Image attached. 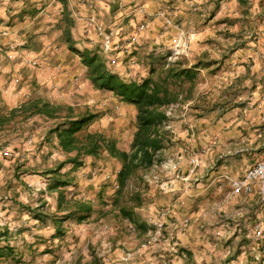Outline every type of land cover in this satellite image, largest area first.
I'll return each instance as SVG.
<instances>
[{
	"label": "crops",
	"instance_id": "obj_1",
	"mask_svg": "<svg viewBox=\"0 0 264 264\" xmlns=\"http://www.w3.org/2000/svg\"><path fill=\"white\" fill-rule=\"evenodd\" d=\"M35 1L43 3L32 4L30 7H37L36 11L34 9L31 12L29 11L30 17L26 18L25 7L35 3ZM85 1L87 2V0H56L57 9L52 10L56 14H51L53 19L47 18L44 13L48 11V9H45L48 5L46 0H4L0 4L1 18L4 17L10 22V30L4 29L6 34L0 37L2 43L6 37L9 39V42L6 41L5 53H0V64H6L7 66L4 70L8 71L13 77L15 76L14 73L18 72V68L24 67L23 64L31 69L33 73L31 76L33 79L32 85H34L36 92H29L28 98L45 99L49 95H55V92L63 91L68 99L73 98L72 96L75 95L81 96L80 98H83L81 100H86L87 102L98 99V95L95 94L89 84L87 70L75 51L85 49L91 53H103V58L109 61L110 56L113 58L117 56L114 50L118 49L114 48L106 53L99 51L97 46L101 48L100 41L98 42L94 38L88 40L89 43H85V36L80 31L83 28L85 29V27H88L89 31L94 30L97 32L102 39V43L103 34L108 32L101 25L88 23L89 18L95 16V14L90 16L83 15L82 9L86 8L85 6L87 5V3L84 5ZM158 1L144 0V5L137 4L135 8L139 6L138 9L142 11L139 15L150 18L155 7L160 5ZM189 2V7L192 11H202L205 8L201 9L205 0L200 2L198 0H189ZM146 4L148 5L147 9ZM227 4L239 6L238 0H228ZM248 4L253 5L254 10L256 9L254 15L257 16H254V18L260 22L262 17H264V0H251ZM98 5L106 14L108 11L113 10V7L109 6V9H107L105 4L96 0V6L98 7ZM225 7L226 5L223 4L220 6V10L223 11ZM38 9L42 10L38 12ZM245 9H248V7L245 6ZM6 11L9 12L8 15ZM248 11L250 10L248 9ZM77 14H81L84 19H79ZM146 22V19L138 22L141 23L138 27L140 32L145 31L146 27L149 26H144ZM244 28L250 29L252 26L248 28L246 25ZM110 29L112 30L113 28ZM19 30L22 31L19 32ZM187 36H190L191 42L189 50L186 51V58L190 55L194 57V61L188 58L192 64L201 55H205L206 52H204L205 49L203 51L195 49L197 42L195 41L194 33L187 34ZM13 41L17 44H23L24 47H18ZM125 41L124 39L123 42L120 41L118 43H121L122 52L125 53L126 49L127 54L129 53L128 45H125ZM137 42L140 44L139 38ZM252 48V50L237 48L231 57L234 59V57L238 58L239 56L241 59L239 60L240 66L233 68L228 75L223 74L222 76V79L228 85H235L244 89L240 91L236 105L232 110H227L222 115L223 117L218 115L220 120L216 123L214 121L211 125H208V120L199 121L197 134L200 132L204 137V142L201 141L199 144L203 145L201 151L206 149L200 156V169L205 173L204 177L194 178L192 185L185 186V188L179 190L180 193L174 190V178H169L167 179L168 181L165 179L159 182L156 181L158 182L156 187L154 186L147 193L148 201L143 202V206L138 209V216L141 222L145 221V217H149V221L151 219L153 222L158 221L159 223L160 221L164 224L163 230L167 234L169 230L173 229L171 224L189 222L186 229L179 230L175 234L174 245H176L177 251L171 249L170 242L161 240L158 243H154L155 245L153 246L156 249L143 252L145 258L139 257L138 254L142 252L140 246L145 247L143 242L147 241V234L136 231L127 220L115 218L111 213L105 215L100 211L98 197L107 182H103V185H100L98 180L88 179L87 182L92 186H90L91 190L85 194L79 193L76 195V190L74 188L70 189L71 192L68 194L70 197L74 196V198H79L80 202L92 205V210L88 214L86 211L78 210L73 206L68 208L66 206L60 207L57 194L42 191L43 186L50 183L48 178L41 175L44 170L51 168L49 165H43V171H26L23 175L20 173L18 177L19 172L17 175L15 172L17 164L20 165V163H16L11 166L12 171H9L6 175L4 174V178H2L3 172H0V264H113L118 259H114L115 254L117 253L121 256L115 249L117 245L128 246V248L133 250V257L136 256L137 261L146 264H164V258L168 257H170L172 264H226L229 259L231 260L238 245H235L234 241L230 240L229 245L225 246V248L222 247L220 250L219 246L211 244L206 235L212 229L210 225H214V222L210 221L207 216L209 211L210 214L213 213L214 208L217 211L219 210L218 213L221 214L220 211L229 209L230 205L239 206L244 202L247 203V201L255 202L256 204L253 207L256 210L262 209L264 206V201L257 187L250 195L238 196L237 203L228 199L232 189V182L241 178L247 168L253 166L264 156V39L255 43ZM20 50L23 51L21 58L23 64H19V62L9 63L7 59L13 60ZM36 56H41L40 60L42 62ZM79 65L83 67V70L79 71L80 69L75 68ZM2 67L0 66V69ZM60 70L62 72L59 74L58 71ZM207 70L209 69L204 68L201 70L202 77H204V71ZM83 71L86 75L84 74L85 78L82 82L79 79L68 80L79 76L82 77L83 73L81 72ZM146 73L144 70L142 76L137 78L132 73L127 76L133 80H141ZM50 76H56L55 81ZM74 81L80 84L81 88L79 90L72 87ZM38 87L39 89L47 88V92L45 90L41 92ZM55 98L54 103L56 104L64 102L57 97ZM215 115L217 116V113ZM35 121L42 120L34 117ZM52 123H54L53 120H50L49 123L44 122L45 126H47L46 130ZM194 128L188 130L187 133L193 141H195L197 136ZM193 147H195L194 144ZM54 149L60 154L57 164L70 155H75L66 156L59 148H53L48 151L52 152ZM124 150L129 151L130 146L124 148ZM32 152L36 156V152L33 150ZM30 160L28 158L27 164L25 166L21 164V166L26 168ZM91 161L89 158L85 159L86 163ZM50 163H52L51 160ZM86 163L84 166H86ZM120 168L121 164L115 163L113 169L114 177L117 176ZM69 169L71 168L67 166L62 172L64 173ZM76 174L80 175V173H73L72 176L75 177ZM177 182L176 187L181 189L180 182L179 184ZM106 186H108L107 194H113L111 186L109 184ZM5 197H9L8 202L5 201ZM220 197L223 199L220 203H213ZM26 203L27 205H25ZM6 205H9V207ZM163 210L171 211L169 219L160 218V212ZM238 210L234 212L237 214ZM37 214H43L44 217H38ZM85 216L88 217L81 220ZM104 223H107L109 230H113L114 234H116L113 240L109 238H107L108 240L106 238L98 239L99 236H97L96 232L99 226ZM220 229L221 227H217L212 230L215 232ZM125 232H130L131 237ZM133 246L135 247L132 248ZM110 247L114 249V254L109 250ZM238 258L240 263L249 262L248 256L245 257L243 255L241 257L238 256ZM118 261L124 262L126 260ZM231 263L236 264L237 262L232 261Z\"/></svg>",
	"mask_w": 264,
	"mask_h": 264
},
{
	"label": "rangeland",
	"instance_id": "obj_2",
	"mask_svg": "<svg viewBox=\"0 0 264 264\" xmlns=\"http://www.w3.org/2000/svg\"><path fill=\"white\" fill-rule=\"evenodd\" d=\"M3 1L4 0H0V4ZM97 1H101L105 4V8L107 9H109V6L113 7V10L107 12L109 15L103 12L104 10L102 11L99 5L98 7L96 6V0L85 1L84 5H86V3L87 5L85 6L86 8L82 9V13L84 16L95 14V16L91 17L93 19L89 18L88 23L91 25H101L108 31L103 34V43L101 37H99L94 30L89 31V28L85 27V29L83 28L80 31L85 36V43H89L88 40H91L92 38L96 39L98 42L100 41L101 48L97 46L99 51L106 53L112 51L114 48L118 49L114 50L117 56H114V58L110 56L109 61H107L112 68L124 73L127 79H131V77L127 76L131 73L135 78L142 76L145 70L142 66L143 60L150 50L158 54L169 55V61H175L181 57L186 58V51L189 50L191 42L189 38L190 36H187V34L194 33L195 41L197 42L196 50L203 51L205 49L204 52H206V54L201 56H204L205 60L203 63L205 66H208L206 69L209 70L204 71V77L201 76L202 78L195 89L194 97L190 102L185 105L171 106L168 109V115L171 117V120L169 125L166 124L164 126V129L168 132V139L165 142L164 149L157 155L158 163L143 173V180L148 184V190L143 194V202H146V200L148 201V191L154 186L156 187V183L162 179L167 180L169 178H174V190H176L175 192L178 191V193H180L179 190H182L185 186L192 185L194 178L204 177L205 173L200 169L201 164L195 169L194 173H191L193 166L190 163V155L192 152H200L203 147L199 142L203 141L204 137L200 132L197 134V129L200 124L199 121L208 120V122L206 121L208 125H211L214 121L216 123L220 120V116L223 117L222 115L225 114L227 110H232L236 105L237 97L240 96V91L244 89L242 87L238 88L235 85H228L222 79V76L223 74L228 75L233 68L240 66V57H234V59L231 57L237 48H247L252 50V46H254L255 43L264 39V17H262L263 20L261 19L260 22L258 19L256 20L254 18V16H257L254 15L256 9L254 10V7H252L253 5L248 4L251 0H238L239 6H234L233 4L228 5V0H205L204 5L202 7L200 6L201 9L205 7L202 11H192L189 7V0H159L158 2L160 5L155 7L156 10L154 9V11H152L153 13L155 12L154 15L150 12L152 13L150 18L140 16L139 13L142 11L138 9L139 6L135 8V5L137 4L144 5V0ZM198 1L200 2L201 0ZM46 2L48 5L45 9H48V11L44 13L47 18L49 17V19H53V15L51 14H56L55 12H52L53 9H57L56 0H46ZM39 3L41 4L43 2L35 1V3H31L28 7H25L26 18L30 17L28 14L29 11L31 12L33 9L36 11L37 8H32L30 6L32 4L38 5ZM223 4H225L226 7L221 11L220 6ZM245 6L248 7L250 11L245 9ZM147 7L148 5L146 4V9ZM41 10L42 9H38V12ZM6 14L8 15L9 12L6 11ZM77 17L79 19H84L81 14H77ZM251 17L253 18L251 19ZM142 19L147 20V22L144 23V26H149L146 27L145 31L140 32L138 27L141 23L138 22ZM246 25L248 28L249 26H252V28L245 29L244 27ZM9 26L10 22H8V19L4 17L1 18L0 16V37L5 36L6 31L4 29H9ZM110 28L113 29L111 30ZM20 31L22 30H19V32ZM4 32L5 34L3 35ZM138 38L140 44L137 42ZM124 39L126 40L125 45H128L129 53L127 54L126 49L125 53L122 52L121 43H118L120 41L123 42ZM6 41L9 42L8 37H6L5 40L3 39V43L0 40V53H5ZM14 44L20 48L24 47L23 44H17L15 42ZM22 53L23 51L20 50L13 60L6 59L9 63L19 62L20 64L22 63ZM100 55L104 57L103 53ZM36 57L39 60L41 58V56ZM188 58L190 60L194 59L191 55L188 56ZM0 66H3L2 69H0V110L5 114V112H8L13 106L20 105L24 100L28 101L30 99L28 98L29 92L36 91L34 90V85H32L33 79L31 76L33 73L30 68H27V66L23 64L24 67L18 68V72L14 73L15 76L13 77L8 71L4 70L7 66L6 64H0ZM75 68L80 69L79 71L83 70V67L80 65ZM84 71L81 72L83 73L82 77L79 76L78 78H70L68 80L72 81L79 79L82 82L85 78L84 74L86 75ZM58 72L60 74L62 71L60 70ZM72 87H75L78 90L81 88L80 84L76 83V81L73 82ZM39 90H41V92H44V90L47 92V88ZM101 95L102 96L98 95V99L93 103L95 105V110H103L105 112L103 118L99 120L98 125L104 124L103 126L105 130L115 131L117 137L120 139L119 147L121 149L128 148L134 130V109L131 106L116 101L107 93H102ZM216 113L217 116L215 115ZM44 122L46 123V121ZM44 122H34V117L25 116L23 118V115L20 114L16 119H12L11 122H7L3 128H0V172H3L2 178L5 177L4 174L6 175V173L8 174L9 171H12L11 166H13L14 162L17 160V163L25 166L28 158L31 159L29 165L26 166L24 171H43V165H49L51 168L56 167L55 164L58 163L57 161L60 158V154L56 149L52 151V157L50 158L52 163H50L47 158L44 159L45 155L49 152L47 149L41 150L40 152L33 148L36 141L41 142L44 139L47 128ZM191 128H194L197 134L195 141L190 139L187 135L188 130ZM193 144L195 147H193ZM3 148L11 153H15L16 157H4L1 154ZM32 150L36 152V156ZM101 166L103 169H106L107 174L111 175L109 178H114V176H112L114 175V165L108 166L106 162H102V164H100V167ZM94 168L97 170L99 167ZM83 169L85 171H78L80 173L79 176H81L80 178H92L93 171L90 162H87L86 166H83ZM82 172H85V174L81 175ZM106 172L102 171L95 175V177L100 178V185L103 184V180L104 182L109 181V179H104ZM181 178H185L183 179L184 181ZM176 181H178V184L180 182L179 185L181 189L176 187ZM135 185L136 184L134 183V186ZM222 200L223 199L220 197L213 203H220ZM230 201L237 203L238 199L236 198L235 200ZM255 204L256 203L253 201H247V203L244 202L239 206L232 204V206L230 205L228 207L229 209L220 211L221 214H219V210L217 211L215 208L212 214H210V211L208 212V219L214 222V225H210V227L212 229L221 227V229L215 232L212 229L209 230L206 237L211 244L219 246L220 250L222 247L225 248V246L229 245L230 240L234 241L235 245L238 246L235 248L233 254L234 257L231 258V260L233 262L235 261V263L237 262L236 264H242L240 263V260H238V256H248V259H253V262L255 263H258L259 261H256L254 257L259 258V260L264 257V232L259 239H256V237L253 236L254 226L264 220V206H261L262 209L256 210V208L253 207ZM25 205H27V203ZM6 206L9 207V205ZM237 210L238 213L236 214L234 211ZM145 218V221L142 222L145 223L149 229L154 230L157 228L153 224L152 219L149 221V217ZM105 225H107V223L99 226L98 231L96 232L97 236H99L98 239L102 240L109 238L110 240H113L116 234H114L113 230H109V227L104 230ZM125 234H128L131 237L130 232H125ZM145 234H147V232H145ZM149 238L150 236L146 237L147 241L143 243L146 244ZM153 245L155 244L147 243L145 247L140 246L142 252L138 254V256L145 258L143 252L156 249ZM134 247L135 246L132 248ZM127 248L128 246L123 245H117L115 247V249H117L116 251L119 252L121 256L116 253L114 259H118L115 263L112 262L113 264H146L137 261L138 259H136V256L133 257L132 255L133 250ZM109 250L114 254V249L112 247H110ZM136 250L138 249L136 248ZM118 260L126 261L121 262ZM164 260V264H168L167 260H170V257L164 258Z\"/></svg>",
	"mask_w": 264,
	"mask_h": 264
},
{
	"label": "trees",
	"instance_id": "obj_3",
	"mask_svg": "<svg viewBox=\"0 0 264 264\" xmlns=\"http://www.w3.org/2000/svg\"><path fill=\"white\" fill-rule=\"evenodd\" d=\"M75 52L87 70L89 84L96 95L107 93L116 101L134 109V130L130 150L126 151L119 147L120 139L115 131L105 130L104 124L98 125L105 112L94 109L95 101L81 100L83 98L75 94L77 98L72 96L73 98L68 99L66 95L60 98L55 92V95H49L45 99L24 100L5 114L0 110V128L20 114L23 118L32 116L47 123L50 120L54 121L46 130L44 139L41 142L36 141L33 148L40 152L44 149L59 148L66 156L75 154L41 174L50 180L49 185L45 184L42 191L57 194L60 207L73 206L88 214L91 212V204H84L79 198L68 195L71 188L76 190V195L91 190L92 185L87 182L91 178H80L78 174L72 176L73 173H79L78 171L83 169L86 158L92 160L90 162L92 179L98 182L100 178L95 175L102 171L106 172V169L100 167L102 162H106L108 166L115 165L116 162L121 164L115 179L107 178L111 175L106 172L104 179H109L106 182L111 186L113 194H107L108 184H104L105 187L98 197L100 211L105 215L111 213L115 218L127 220L136 231L148 232L149 228L138 216V209L143 206V194L148 190V184L143 180V173L158 163L157 155L164 149L168 139V132L164 129L171 120L168 109L175 105H185L193 99L195 89L201 80V70L208 67L203 63L204 56H200L191 64L188 58L181 57L169 61V55L150 50L142 65L147 72L145 77L141 80H133L127 79L124 73L112 68L98 52L91 53L85 49ZM51 79L55 81V76ZM55 97L64 102L54 103ZM51 153L49 151L44 159L50 161ZM67 166L71 169L63 173ZM16 167L15 174L19 172L18 177L20 173L23 175L29 171H24L25 168L21 164H17ZM94 167L99 168L96 170ZM83 174L85 172L81 173ZM37 216L44 217L43 214ZM231 262L232 260L229 259L226 264H233ZM245 264H264V257L258 263L251 259Z\"/></svg>",
	"mask_w": 264,
	"mask_h": 264
},
{
	"label": "built area",
	"instance_id": "obj_4",
	"mask_svg": "<svg viewBox=\"0 0 264 264\" xmlns=\"http://www.w3.org/2000/svg\"><path fill=\"white\" fill-rule=\"evenodd\" d=\"M56 93L60 98H64L65 94L63 93V91H58ZM204 151H206V149L200 152H195V153L192 152V154L190 155V163L193 166V168L191 169V173H194L195 169L200 165V156L202 153H204ZM1 152L4 157H8V158L16 157L15 153H11L5 148H3ZM107 178H109V176ZM255 187H257L258 192L262 200L264 201V156L259 161H257L253 166L247 168L241 178H238L232 182V189L230 194L228 195V199L235 200L238 196L250 195L253 193ZM5 201L8 202L9 197H5ZM170 214H171L170 210H163L162 212H160V218L169 219ZM156 223L158 222H153V224L157 228H155L154 230L149 229L147 232V237L150 236L147 243L149 244L158 243L161 240L168 241L171 243L170 245L171 249L177 251V247L176 245H174L175 234L179 230L186 229L188 227L189 222L185 221L182 224H178V223L171 224L173 229L169 230L168 234L165 233V231L163 230L164 227L163 223L160 222L158 224ZM105 229H108L107 225L104 226V230ZM263 232H264V220L254 226L253 236L256 237V239H259L263 235ZM147 243L144 245L146 246ZM256 261H260L259 258L256 257ZM167 262L168 264H171V259L167 260Z\"/></svg>",
	"mask_w": 264,
	"mask_h": 264
},
{
	"label": "bare ground",
	"instance_id": "obj_5",
	"mask_svg": "<svg viewBox=\"0 0 264 264\" xmlns=\"http://www.w3.org/2000/svg\"><path fill=\"white\" fill-rule=\"evenodd\" d=\"M161 13V12H160ZM113 33V32H112ZM5 34V32L3 33V35ZM105 38H107V37H105ZM109 38V37H108ZM108 44H109V41H108ZM109 46V45H108ZM112 46V45H111ZM105 47V46H104Z\"/></svg>",
	"mask_w": 264,
	"mask_h": 264
}]
</instances>
